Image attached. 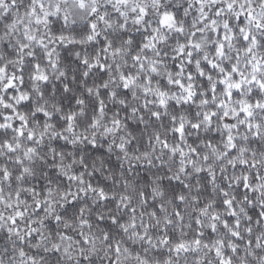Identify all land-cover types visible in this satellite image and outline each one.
Masks as SVG:
<instances>
[{"label": "snow or ice", "instance_id": "6c2138e0", "mask_svg": "<svg viewBox=\"0 0 264 264\" xmlns=\"http://www.w3.org/2000/svg\"><path fill=\"white\" fill-rule=\"evenodd\" d=\"M0 264H264V0H0Z\"/></svg>", "mask_w": 264, "mask_h": 264}]
</instances>
